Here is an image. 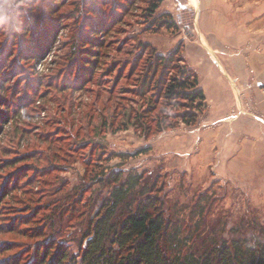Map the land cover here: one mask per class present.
Wrapping results in <instances>:
<instances>
[{
    "label": "rangeland",
    "instance_id": "1",
    "mask_svg": "<svg viewBox=\"0 0 264 264\" xmlns=\"http://www.w3.org/2000/svg\"><path fill=\"white\" fill-rule=\"evenodd\" d=\"M212 1L0 0V264H33L46 243L78 256L118 171L143 176L196 254L264 228V140L239 155L235 143L203 146L198 122L154 134L180 108L141 87L154 56L198 36ZM99 20L90 62L81 57Z\"/></svg>",
    "mask_w": 264,
    "mask_h": 264
},
{
    "label": "trees",
    "instance_id": "2",
    "mask_svg": "<svg viewBox=\"0 0 264 264\" xmlns=\"http://www.w3.org/2000/svg\"><path fill=\"white\" fill-rule=\"evenodd\" d=\"M157 8L158 2L153 3L151 12ZM101 22L88 27L86 39L91 49L88 56L81 57L84 60H95L92 56L102 46L97 32H104L107 24ZM39 36L41 34L36 31V39L28 40L29 50L38 49ZM148 47L144 45L142 55ZM182 47L183 42L167 55L157 54L140 73L143 93L153 88L156 98L172 100L173 106L180 108L168 117L171 118L169 122L159 117L154 134L175 129L179 124L195 125L206 107L204 92L196 73L183 59ZM32 59L29 55L28 60ZM90 62L85 68L92 66ZM0 80L3 81L2 75ZM157 102L158 99L154 103ZM107 181L112 187L83 232V240L78 244L79 255H71L63 245L46 243L43 254L35 251L33 264H264V228L250 235H238L196 254L188 247L189 240L181 235L180 227L166 220L160 197L141 190V174L124 176L122 171L113 172Z\"/></svg>",
    "mask_w": 264,
    "mask_h": 264
},
{
    "label": "crops",
    "instance_id": "3",
    "mask_svg": "<svg viewBox=\"0 0 264 264\" xmlns=\"http://www.w3.org/2000/svg\"><path fill=\"white\" fill-rule=\"evenodd\" d=\"M212 2L214 14L201 26L200 18L198 36L183 41L182 56L199 87L201 79L214 84L210 93L202 89L208 114L198 121L204 130L198 137L207 140L202 145L214 152V146L235 143L241 155L239 147L264 140V0ZM206 123L215 129H203Z\"/></svg>",
    "mask_w": 264,
    "mask_h": 264
}]
</instances>
